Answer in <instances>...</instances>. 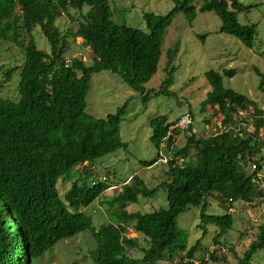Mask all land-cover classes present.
Masks as SVG:
<instances>
[{
	"label": "trees",
	"instance_id": "1",
	"mask_svg": "<svg viewBox=\"0 0 264 264\" xmlns=\"http://www.w3.org/2000/svg\"><path fill=\"white\" fill-rule=\"evenodd\" d=\"M172 1L174 7L165 14L144 13L146 30H142L114 21L107 0H0V38L24 50L18 99L0 96V216L4 197L16 194L13 210H7L12 215L10 231L12 235L17 233L20 223L26 235L25 238L21 233L20 239L0 249V264H29L32 257L58 240L82 231H89L94 237L95 246L90 253L93 264H170L168 260L183 251L179 264H195L193 257L200 250L207 227L218 229L216 242L232 226L229 212L222 216L207 212L210 193L228 201L230 208L237 199L252 207L260 204L262 190L254 177L256 172H261V159L256 155L264 143L258 138L259 128L264 125V119L259 117L264 111V99L262 109L255 100L225 87L222 74L231 77L233 69L205 72L211 89L198 105L200 112L207 106L214 113L218 111L222 124L226 125L225 131L206 136L198 134L203 129L197 131L193 124L195 132L188 135L186 130L185 142L178 146L176 137L180 132L167 133L173 121L168 122L164 115L149 121V139L158 149L156 160L161 150L166 154L170 151L171 159L165 171L167 180L148 188L136 175L132 176L106 200L110 207H116L111 212L112 220L95 228L90 215L83 210L108 188L104 183L87 185V170L78 172L63 197L59 195L57 180L63 176L65 180L75 166L92 163L126 147L118 132L126 102L105 118L85 112V96L93 73L108 70L118 74L142 101L151 94L170 95L168 87L173 83L178 41L166 51V77L159 88L146 89L145 83L157 69L165 29L177 12H183L190 22L197 10L211 11L221 20L220 32L236 37L244 46H252L256 25L241 24L237 19V13L248 11L251 5L239 0H199L201 4L195 6L194 0ZM17 6L20 13L16 12ZM84 6L87 10L83 20L69 35L80 38L94 56L90 65L78 57L65 65L66 34L60 32L55 21L69 7L80 10ZM35 26L47 40L49 51L37 48L32 35ZM22 32L26 40L21 37ZM15 70L11 67L3 72L4 82ZM254 71L260 77L258 87L264 93V70ZM238 110L257 116L252 131L242 126L244 120L240 119ZM186 111L194 120L193 111L188 108ZM202 121L211 122L205 116ZM152 163L144 161L143 165ZM252 163L256 164L253 171L248 166ZM246 166L248 174L243 172ZM159 187L167 191V207L149 213L126 209L139 196H151ZM191 206L199 208L202 233L187 247L186 233L178 228L177 218ZM130 228L147 241L140 248V257L128 253L129 249L138 247L136 239L127 235ZM261 249H264V221L242 255H235L233 264H251L253 255ZM211 259L218 257L211 255ZM206 263V259H201L196 264Z\"/></svg>",
	"mask_w": 264,
	"mask_h": 264
},
{
	"label": "rangeland",
	"instance_id": "2",
	"mask_svg": "<svg viewBox=\"0 0 264 264\" xmlns=\"http://www.w3.org/2000/svg\"><path fill=\"white\" fill-rule=\"evenodd\" d=\"M198 1L194 0L193 5H200ZM239 1L252 6L248 11L237 13V19L241 24L256 25L257 33L251 47L244 46L232 35L220 32L221 20L211 11L197 10L194 19L190 22L187 21L183 12L175 14L171 24L165 29L157 69L145 83L146 89L159 88L166 77V51L178 41V52L173 60V65L176 67L173 83L168 87L170 95H152L150 92V97L142 101L141 96L128 87L118 74L101 70L91 75L85 96V112L96 118H105L108 114H114L117 108L126 102L118 130L120 139L126 143V147L105 154L92 163L75 166L65 180H62L64 176L57 180L56 187L62 197L80 171L89 172L85 179L87 185H91L92 180L99 181L102 175H107L110 188H107L97 201L84 208L85 213L90 215L95 228L112 220L111 212L116 207L115 205L110 207L106 200L116 194L132 176L136 175L148 188L167 180L165 173L167 165L156 160L158 149L149 139L151 134L149 121L152 118L164 115L167 121L171 122L188 108L194 113L193 124L197 131L203 129L198 134H204V125L210 122L202 123V117L205 116L212 122L220 114L217 109L214 113L209 106L204 112L198 110L199 103L211 89L205 77L206 71L222 72L223 69H233L234 75L231 77L222 74L223 85L248 96L261 108L263 107L264 93L258 87L260 77L254 69L257 68L261 72L264 70V0ZM107 3L113 12L114 21L142 30H146L144 13L165 14L175 5L172 0H107ZM86 10V6L80 10L69 7L67 12L60 13L55 24L62 34H66L67 44L63 57L71 60L78 57L90 65L94 56L93 52L82 43L80 38L73 39L69 35V32L75 30L79 22L83 20ZM32 35L37 48L49 51V44L37 26L33 28ZM21 37L27 39L24 32L21 33ZM23 61L24 50L16 43L0 38V82H4L3 72L7 68H16L10 79L5 81L6 83L2 85L0 83L2 86L0 92L14 100L18 99L17 85ZM185 133L186 130H182L176 137L178 146L184 144ZM256 156L261 159V172L264 174V143ZM144 161H154V163L144 166ZM178 163L180 164V160ZM248 166L243 171L245 174L249 172ZM112 184L114 187H111ZM166 194V189L159 187L151 196H139L137 202L127 205L126 209L130 212L149 213L160 207L165 208L167 207ZM207 199L209 202L207 212L219 216L229 212L232 216V226L217 237L216 242L214 237L218 229L215 226H208L207 235L200 242V250L194 254L193 261L196 264L201 259H206V264H233L236 261L235 255L237 257L242 255L255 238L258 225L264 221V214L260 204L252 207V204L237 199L230 208L228 201L222 200L216 193H210ZM198 214L199 208L191 206L177 218L178 228L186 233L187 247L193 245L201 236L202 229L198 224ZM127 235L135 238L138 243V247L129 249L128 253L131 256L140 257L142 255L140 248L147 245L145 237L134 232L132 228L128 230ZM93 239L89 231H82L61 239L42 256L34 259L32 264H93L90 258L91 250L95 246ZM211 255L218 259L212 260ZM182 256L184 251L174 255L168 262L179 264ZM251 264H264V249L253 255Z\"/></svg>",
	"mask_w": 264,
	"mask_h": 264
},
{
	"label": "built area",
	"instance_id": "3",
	"mask_svg": "<svg viewBox=\"0 0 264 264\" xmlns=\"http://www.w3.org/2000/svg\"><path fill=\"white\" fill-rule=\"evenodd\" d=\"M215 106V105H214ZM217 107V106H215ZM263 109V107H262ZM238 115L240 117V119H243L244 122L242 123V126H246L248 131H252V125L253 122L255 121L256 117L253 114H250V112L244 111V110H238ZM259 117H261L262 119H264V111L259 115ZM193 126V120L190 116L189 113L184 112L182 113V115L180 114L176 119L173 120V123L169 125L168 127V132L170 133L173 130H177V131H182V130H187L188 131V135H190L192 132H195V128L192 129ZM204 134L206 136L211 135V134H217L220 133L222 131L226 130V125H223L221 122V114H218L216 118H214L212 120V122H210L209 124H205L204 125ZM231 129V126L229 127ZM211 131V133H210ZM261 138L264 141V125L261 126L259 128V132H258V138ZM175 141V140H173ZM163 144V143H161ZM172 146V145H171ZM168 153L166 154L163 150H161L159 152L158 155V161L167 164L168 160L171 159L170 158V151H167ZM256 168V164L252 163L250 165V169L251 171H253ZM100 182H104L108 184V180L106 176H102L99 180ZM254 182L255 184H258L260 189L262 190V196L260 197V207L262 210V213L264 214V174L262 172H256L255 173V177H254ZM95 181L92 182V184H94ZM110 186V184H109ZM111 187H114V185H112ZM110 188V187H109Z\"/></svg>",
	"mask_w": 264,
	"mask_h": 264
},
{
	"label": "clouds",
	"instance_id": "4",
	"mask_svg": "<svg viewBox=\"0 0 264 264\" xmlns=\"http://www.w3.org/2000/svg\"><path fill=\"white\" fill-rule=\"evenodd\" d=\"M16 12H21L19 7L17 6L16 7ZM82 41V40H81ZM71 62V59L70 58H65L64 57V63L65 65H68L70 64ZM22 67V66H21ZM21 69V68H20ZM6 82H3L1 83L4 84ZM2 87V86H1ZM0 87V89H1ZM18 93V91H17ZM0 96L2 97H8L7 95H4L3 93L0 92ZM102 176H106L107 175H102ZM101 176V177H102ZM100 177V178H101ZM99 178V180H100ZM107 180H108V177H107ZM95 181L94 184L96 183H104V182H100V181H97V180H92L91 181V185H94L92 184V182ZM108 186V188L110 187L109 186V182L108 184L107 183H104ZM113 185V184H112ZM63 197V196H62ZM16 198H17V195H13V196H5L4 199L2 200V207H3V212H1V216H0V249H5L7 248L10 244L16 242L18 239H20L19 236H21V233L23 234L24 231L22 229V224L19 223V226H18V231L17 233H15L14 235L11 234V231H10V222L12 220V215L7 213V210H13V207L15 205V201H16ZM84 210V209H83ZM24 226V225H23ZM19 237V238H18ZM24 237L26 238V235L24 233ZM65 239V238H64ZM59 241V240H58ZM57 241V242H58ZM55 245V244H54ZM53 245V246H54ZM52 246V247H53ZM52 247H50L48 250H50ZM46 250V251H48ZM46 251H44L43 253H41L40 255L36 256V257H32L30 260H29V264H32L33 263V260L42 256ZM34 264H37V263H34Z\"/></svg>",
	"mask_w": 264,
	"mask_h": 264
}]
</instances>
